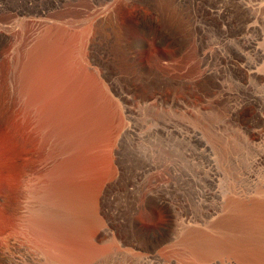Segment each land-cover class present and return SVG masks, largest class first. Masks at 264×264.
I'll return each instance as SVG.
<instances>
[{
	"label": "rangeland",
	"instance_id": "obj_1",
	"mask_svg": "<svg viewBox=\"0 0 264 264\" xmlns=\"http://www.w3.org/2000/svg\"><path fill=\"white\" fill-rule=\"evenodd\" d=\"M261 52L264 0H0V264H201Z\"/></svg>",
	"mask_w": 264,
	"mask_h": 264
},
{
	"label": "bare ground",
	"instance_id": "obj_2",
	"mask_svg": "<svg viewBox=\"0 0 264 264\" xmlns=\"http://www.w3.org/2000/svg\"><path fill=\"white\" fill-rule=\"evenodd\" d=\"M260 72L252 71L254 76ZM259 130L252 140L247 137L236 140L231 135L229 139L225 137L227 148H222L225 151L221 156V216L217 222L209 223L203 240L204 248H199L201 240L193 242V259L203 260L199 262L201 264H264V134ZM126 131L124 128L123 133ZM241 143L251 144L252 152H233L229 148Z\"/></svg>",
	"mask_w": 264,
	"mask_h": 264
}]
</instances>
